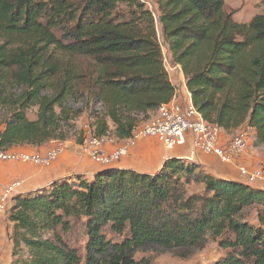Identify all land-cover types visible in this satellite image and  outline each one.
Wrapping results in <instances>:
<instances>
[{
  "label": "trees",
  "instance_id": "16d2710c",
  "mask_svg": "<svg viewBox=\"0 0 264 264\" xmlns=\"http://www.w3.org/2000/svg\"><path fill=\"white\" fill-rule=\"evenodd\" d=\"M155 2L158 16L146 0H0L1 146L69 140L85 109L96 135L129 138L176 93L163 43L204 119L251 127L264 145V10L240 23L226 0ZM253 205L264 207V189L169 158L155 173L55 179L13 198L8 220L20 264H133L139 250L202 249L209 233L230 250L218 264H264V230L243 220ZM107 229L128 236L113 242ZM81 235L85 254L71 245Z\"/></svg>",
  "mask_w": 264,
  "mask_h": 264
},
{
  "label": "built area",
  "instance_id": "2783aa9c",
  "mask_svg": "<svg viewBox=\"0 0 264 264\" xmlns=\"http://www.w3.org/2000/svg\"><path fill=\"white\" fill-rule=\"evenodd\" d=\"M185 91L186 94L179 96L176 89L172 100L162 104L154 117L135 127L124 144L108 150L107 145L115 144L118 139L111 134L98 136L89 129L84 132L82 141L79 142L80 149L90 155L96 163L110 166L127 156L129 149L140 139L155 138L167 149H173L184 145L188 135H192L195 150L214 154L224 163H236L250 147L249 133L245 129L239 130L234 132L225 144H221V132L224 130L205 120L195 107L188 88ZM50 143V148L44 153L25 151L19 147L7 148L0 144V161L49 166L70 146L69 140H51ZM238 179L248 186L264 188V165L255 168L240 165ZM23 184L24 180H15L0 190V225L11 199L22 194Z\"/></svg>",
  "mask_w": 264,
  "mask_h": 264
},
{
  "label": "crops",
  "instance_id": "0c3cea01",
  "mask_svg": "<svg viewBox=\"0 0 264 264\" xmlns=\"http://www.w3.org/2000/svg\"><path fill=\"white\" fill-rule=\"evenodd\" d=\"M168 50V48L166 47ZM169 59V57H168ZM170 69L176 72L177 82H172L177 88L178 95L186 94V79L180 65L170 63ZM157 114V110L151 112V117ZM251 128V127H250ZM252 129V128H251ZM254 133V129H252ZM233 134L221 132L220 143L225 144ZM255 136V133H254ZM70 146L65 153L49 166H39L32 163L0 161V189L15 180H24L21 187V195L29 193L40 187L52 183L55 179L73 175H94L99 171L109 168L131 169L140 173H155L162 169L165 161L169 158H186L195 161L208 173L217 177L239 181V166L255 168L264 165V146L251 145L247 152L236 163H224L216 155L195 150L192 135H188L184 145L167 149L155 138H144L137 141L136 145L129 149V153L121 161L104 166L96 163L87 153L82 152L80 143L69 139ZM125 143V140H117L113 145H107L108 150ZM51 146L50 141L41 146H22L25 151L46 152ZM260 188V187H258ZM264 189V188H262ZM4 229V228H3Z\"/></svg>",
  "mask_w": 264,
  "mask_h": 264
},
{
  "label": "rangeland",
  "instance_id": "374dc122",
  "mask_svg": "<svg viewBox=\"0 0 264 264\" xmlns=\"http://www.w3.org/2000/svg\"><path fill=\"white\" fill-rule=\"evenodd\" d=\"M148 7L153 11V13L158 16V7L155 0H146ZM225 9L228 13L232 14V17L235 21L240 23H248L252 20V18L261 13L264 10V2L263 0H226ZM158 30L160 32V27L158 26ZM162 40V38H161ZM163 42V41H162ZM164 56H165V64L167 69L172 73L171 77L175 83L177 82L176 72L170 69L171 60L168 59L169 52L166 49L164 43ZM185 76V75H184ZM177 88L180 86L177 84ZM16 92V89L13 90ZM70 105H82L84 100L79 98H73L71 100ZM9 115V110L0 106V124L6 119ZM27 115L30 119L37 118V107H31ZM154 117V116H153ZM91 117L90 110L85 109V111L81 114V116L76 121V132L73 131L76 135L71 134L70 139L76 140L78 137V132L83 130L86 132L91 129ZM245 130L249 133L251 137L250 146L255 143V136L250 127L245 128ZM234 132L230 133L233 134ZM77 141V140H76ZM261 146V145H260ZM264 146V145H262ZM13 182V181H12ZM11 183V182H10ZM2 189V188H1ZM0 189V190H1ZM201 184L197 185L194 182L189 186V191H200ZM13 198L9 202L7 212L3 215L1 219L0 225V264H20L21 256L18 253H14L13 243H12V234H13V224L8 220L9 210L12 206ZM243 216V220L248 222L249 224L261 227L264 230V207L262 205H253L245 210ZM4 228V229H3ZM106 237L113 242H121L123 239L128 236V234L124 235H116L109 231L108 229L105 231ZM221 238L214 237L211 233L208 234L207 243L202 249L195 250H180L173 249L168 250L164 248H155L148 250H139L134 253L133 264H218L221 262L227 253L230 251L229 249H224L221 245ZM86 236L81 235L77 237L74 241H72L73 246L79 248L83 254H85V246H86Z\"/></svg>",
  "mask_w": 264,
  "mask_h": 264
}]
</instances>
